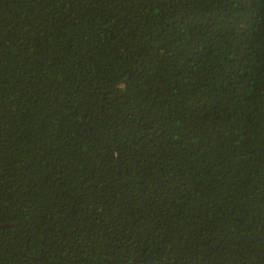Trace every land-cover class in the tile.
I'll return each instance as SVG.
<instances>
[{
  "label": "trees",
  "instance_id": "1",
  "mask_svg": "<svg viewBox=\"0 0 264 264\" xmlns=\"http://www.w3.org/2000/svg\"><path fill=\"white\" fill-rule=\"evenodd\" d=\"M0 264H264V0H0Z\"/></svg>",
  "mask_w": 264,
  "mask_h": 264
}]
</instances>
